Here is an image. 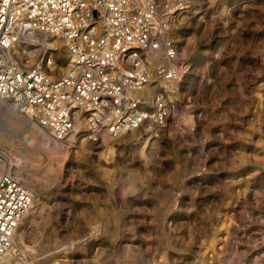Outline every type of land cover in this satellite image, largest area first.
<instances>
[{
	"label": "rangeland",
	"instance_id": "374dc122",
	"mask_svg": "<svg viewBox=\"0 0 264 264\" xmlns=\"http://www.w3.org/2000/svg\"><path fill=\"white\" fill-rule=\"evenodd\" d=\"M187 6L170 33L180 90L157 136L138 129L104 144L80 129L85 143L61 157L37 148L38 169L20 163L39 200L21 227L35 264H264V0ZM25 46L12 49L21 65L52 55L53 74L64 72L63 46ZM1 126L3 172L31 136Z\"/></svg>",
	"mask_w": 264,
	"mask_h": 264
},
{
	"label": "built area",
	"instance_id": "2783aa9c",
	"mask_svg": "<svg viewBox=\"0 0 264 264\" xmlns=\"http://www.w3.org/2000/svg\"><path fill=\"white\" fill-rule=\"evenodd\" d=\"M187 7V0H0V98L57 140L80 122L93 141L138 129L157 136L173 108L159 83L177 88L184 70L170 33ZM27 25L60 37L67 52L60 75L52 55L27 67L13 55ZM151 85L148 103L141 92ZM34 195L9 171L0 173V264ZM14 253L20 264H35L27 251Z\"/></svg>",
	"mask_w": 264,
	"mask_h": 264
},
{
	"label": "bare ground",
	"instance_id": "6f19581e",
	"mask_svg": "<svg viewBox=\"0 0 264 264\" xmlns=\"http://www.w3.org/2000/svg\"><path fill=\"white\" fill-rule=\"evenodd\" d=\"M18 40L19 41L22 40L26 43V46L23 47V49L27 50L28 54H29V52L36 53L38 48H41V49L45 48L48 50H54L56 47L60 48L61 46H63L62 41H61L59 36L46 34L45 32L37 30L32 25H27L22 31H20V35L18 37ZM15 50L17 51L18 49H16V48L13 49V51H15ZM23 51H20V53H22ZM33 56H35V55H33ZM16 58L22 59V54L21 55L19 53L16 54ZM38 62H40V61H38ZM38 62H36V63H38ZM63 65H61V66H63ZM45 70H47V69L45 68ZM159 84H162L166 87L167 94H168L169 98H170L169 91L173 90V92L177 93L180 90L179 87L174 88V86H170L165 82H160ZM154 87H155V85L148 86L141 92V95H143L146 102H148V103L151 102V97H152V94L154 91ZM1 123H4V125H2L3 127H9L11 129V132H13L14 135L20 136L21 132L27 131V134L29 133V135L31 136V143H30L31 147H29L27 149L24 148L23 149L24 152L22 154L21 153L17 154V153L11 152L12 154L10 156L11 157L10 158V164L8 163L9 164L8 171L10 173H12L13 176L20 179L21 181H25V180L22 178V172L23 171L20 168L21 166L19 167V165H21L20 163H23V162L25 163L26 161H28L29 163L32 164L31 166H34V168L38 169V167H39L38 159H36V155H35V151L37 148L40 149L41 151L45 152L48 156L53 158L55 156L59 157V155L61 157L62 154L64 155L63 152L65 151V149H67L68 147H70L74 144L83 143V142L85 143V140H83V138L81 137L82 135H80L81 132H79L80 129H84V123L83 122H80L79 124H77L75 130L73 132H71L70 134H68L64 139L57 140L52 136V134L48 130L40 127L39 125H37L35 122L30 120L29 118H27V117L17 113L16 111H14L11 108L9 102L2 99V98H0V126H1ZM10 129H9V132H10ZM134 131H137V130H134ZM134 131H131V132H134ZM24 138L25 137L23 136V139ZM101 142L104 144L105 143L107 144L109 141L106 137H103ZM31 158L35 159L37 162H33L31 160ZM2 169H3V165H0V173L2 172ZM32 175H33L32 178H34L33 180H35L36 178H38L39 172L34 171L32 173ZM25 182H27V181H25ZM38 201H39L38 197H35V195H34L30 209L28 210V212L24 216L23 220L21 221L19 227L17 228V230L14 234L12 247L7 252V255L5 256V263L6 264H20L19 260L15 257V253H14V251L17 248H21L23 250L28 249L27 251H29V249H32V250L34 249V248H30L29 246L25 245V243H23L24 237L26 236L27 231L26 230L22 231L21 227H22V224L24 222V219L27 216H29V214L31 216L35 213L36 204L38 203ZM30 221H31V219H30ZM33 241H35V239ZM39 243H40V241H39ZM36 244H38V243H36ZM31 246H33V245H31ZM32 252L33 251H31V253Z\"/></svg>",
	"mask_w": 264,
	"mask_h": 264
}]
</instances>
